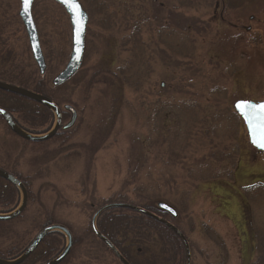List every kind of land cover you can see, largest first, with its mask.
<instances>
[{"label":"rangeland","instance_id":"obj_1","mask_svg":"<svg viewBox=\"0 0 264 264\" xmlns=\"http://www.w3.org/2000/svg\"><path fill=\"white\" fill-rule=\"evenodd\" d=\"M79 1L89 15L84 65L62 86L53 80L71 59L69 16L51 0L34 5L47 60L42 78L78 120L41 145L13 136L0 120V167L30 178L35 195L20 221L0 228V250L22 251L53 217L85 237L68 264H120L87 236L96 212L109 202L153 199L157 209L162 197L178 209L180 217L168 220L191 243V264L257 262L264 255V154L250 144L234 104L264 100V0H200L188 9L179 0ZM20 9V0H0V80L16 85L41 76ZM188 106L197 108L205 138L185 141L189 127L179 115ZM15 118L28 128L20 113ZM56 121L53 114L37 131ZM156 178L161 186L150 185ZM17 201L14 209L21 193ZM156 237L129 249L134 261L163 264Z\"/></svg>","mask_w":264,"mask_h":264},{"label":"trees","instance_id":"obj_2","mask_svg":"<svg viewBox=\"0 0 264 264\" xmlns=\"http://www.w3.org/2000/svg\"><path fill=\"white\" fill-rule=\"evenodd\" d=\"M199 1L200 0H179L180 2L179 6L183 9L184 8L188 9L193 6H196V4L199 3ZM191 31L193 30L189 27L187 32H191ZM19 86L52 99L49 95V90L46 89V81L44 80V78H42V76H40L39 78H34L33 80H31L30 84L20 83ZM0 107L8 111L11 109L15 111H19V113L22 115L21 118L22 123L28 125V128L22 125L19 120H16V122H18L28 131L34 134H42V132H38L37 130L46 127L48 124L51 123L53 118L52 112L47 107L38 105L23 97L15 96L5 92H0ZM189 108H191L190 111H186L185 107L181 108L180 110H183L184 116L181 117V115H179L180 123L183 126L189 127L188 136L185 139V141L187 140L190 141L189 138H191V136L192 137L201 136L200 138H202L204 137L202 135H205L204 127H202L201 129L200 119L197 113L195 112L197 111V108H193V107H189ZM68 133L69 132L66 131L63 134L67 135ZM56 139L57 137L51 139L49 142L55 141ZM24 142L27 144L30 143L27 141ZM47 143H41V144H47ZM180 149L182 150V148ZM199 150L201 151V149ZM183 161H186V159H183ZM15 176L26 187L28 193V205L25 211L19 217L10 221H0V228H4V229L10 227L11 225H13V223L20 221L28 211L30 207V203L33 202L35 199V195L33 193L32 186L29 181L31 179L27 178L29 180H26L25 178H22L18 175ZM214 178H216V176L210 177L208 179H214ZM168 180L170 181L173 180V176L172 178L168 176ZM150 185H156L157 187L161 186V181L159 180V178L158 179L156 178L153 184ZM19 194H20L19 190L13 184L5 182L4 180L0 179V214L10 213L14 210L16 206L15 204H17L16 201ZM158 199H159V203L163 202L174 208L173 204L165 201L162 197ZM153 200L144 202L142 205H138V207L149 210L150 212L156 214L161 218L168 219L169 215L167 213L161 212L150 205ZM112 203L114 202H109L105 205ZM179 217L180 215L178 212V218ZM178 218L174 219V221L177 220ZM170 222L174 224L184 234V232L175 223H173L172 221ZM56 224L65 226L73 234L72 228L70 226H68L65 223L57 221L53 217H49L45 225L41 226V228H45L47 226L56 225ZM97 226H98V230L109 241H111L115 245V247L122 253V255L128 260L130 264H138V263L134 261V259L132 258V254H130L129 249L135 248L139 243H146V242L149 244L152 243V241H154L153 238L154 236H157L156 241H158V243L156 245L161 247V254L163 256L161 259L163 260V264H186L187 255L181 239L169 228L165 227L159 222L143 214L125 209H112L104 212L99 217ZM87 236H93L94 238H96V236L92 231L91 226L89 227ZM63 239H64V235L59 232H55L48 235L41 243V245L38 247V249L35 251V253L31 256V258L24 264H37V263L46 264L54 260L62 253L63 249L61 248V245H64ZM73 239H74L73 249L69 257L66 259V261L63 264H68L74 257L75 250L85 242V237L79 238L73 235ZM189 245L191 248L192 245L190 242ZM25 249H23L20 252L17 251L18 253L17 252L15 253L16 250L15 248H10L8 250H0V259L7 261L14 260L18 258L25 251ZM157 261H158L157 259L153 258V260L148 261L147 264H157ZM253 264H264V255L260 253V258L258 259L257 262H254Z\"/></svg>","mask_w":264,"mask_h":264},{"label":"water","instance_id":"obj_3","mask_svg":"<svg viewBox=\"0 0 264 264\" xmlns=\"http://www.w3.org/2000/svg\"><path fill=\"white\" fill-rule=\"evenodd\" d=\"M35 1L36 0H21L20 17L24 23L29 38L32 54L39 68V72L40 74H44L46 70V63L40 47L37 28L35 26L32 17V6ZM54 1H56L59 5H61L69 15L72 26V33H73V48H72L71 59L68 65L66 66V68L53 81V84L55 86H59L65 84L69 79H71L79 71L82 65L84 52H85V35L88 25V15L83 10L82 5L77 0H54ZM0 90L29 99L38 104H41L47 107L48 109H50L51 111H53L57 116V123L55 128L48 134L38 137V136H31L30 134L24 132V130L21 129L14 122L11 115L5 110L0 108V115L4 118L8 127L14 134L29 142L42 143L51 140L59 133V130L61 129L62 126L61 112L60 109L50 99L30 91L20 89L18 87L7 85L2 82H0ZM65 109L69 110L72 113V117H71V121L62 128L63 131H67L72 127H74L78 119V114L73 107L66 106ZM234 110L245 123L250 144L259 152L264 153V101L255 103V102L240 100L235 103ZM0 179L13 184L22 192L23 195V202L19 209H17L15 212L11 214H7V215L0 214V221H10L19 217L25 211L28 204V193L24 185L18 178L1 169H0ZM158 208L171 214L173 217H177V212L165 203H160L158 205ZM112 209H127L143 214L172 230L181 239L185 247L186 255H187V264H191V252L188 242L184 237V235L172 224L156 216L155 214H153L148 210L136 207L131 204H124V203L110 204L108 206L101 208L96 213L92 222V228L94 234L111 250V252L116 256V258L122 264H130V263L122 256V254L118 251V249L98 231L96 226V221L98 217L102 215L104 212ZM57 231L64 233L68 237V245L59 257H57L56 259H54L53 261L47 264L63 263L71 253L74 244L73 237L71 232L66 227L62 225H53L43 229L33 240L31 245L28 247V249L20 258L14 261H6L0 259V264H22L28 258H30V256L40 246L41 242L49 234Z\"/></svg>","mask_w":264,"mask_h":264},{"label":"flooded vegetation","instance_id":"obj_4","mask_svg":"<svg viewBox=\"0 0 264 264\" xmlns=\"http://www.w3.org/2000/svg\"><path fill=\"white\" fill-rule=\"evenodd\" d=\"M36 1H38V0H36ZM36 1L34 2V4H33V6H32V17H33V20H34V23H35V19H34V15H33V9H34V5H35V3H36ZM52 1V0H51ZM52 2H54L55 4H57L55 1H52ZM20 3H21V0H20ZM58 5V4H57ZM60 6V5H59ZM61 7V6H60ZM62 8V7H61ZM21 10V9H20ZM19 17H20V12H19ZM262 18H264V13H262V16H261ZM20 19H21V17H20ZM250 20L251 21H253L254 20V17H251L250 18ZM35 25H36V23H35ZM36 27H37V25H36ZM234 28H236V27H234ZM240 29H242V30H245V32H248V33H251L252 32V28L251 27H248V28H243V26H241V28ZM43 51V50H42ZM44 56V60H45V63H46V70H47V60H46V56L45 55H43ZM46 70H45V73H44V75L46 74ZM44 75L42 76V77H44ZM59 75V74H58ZM0 81H4L5 82V80H0ZM30 83V82H29ZM19 86V85H18ZM49 84H48V82H46V89H48L49 90ZM0 92H3V91H1L0 90ZM60 110H61V115H62V117H63V122H64V119H65V116L66 115H69V116H71V112L69 111V110H66L65 108H63V109H61L60 108ZM7 112H9L10 114H11V116L13 117V119L14 120H19L18 118H15V114L16 115H18L19 114V111H15V110H13V109H11V110H6ZM3 122H4V120L3 119H1ZM4 124L6 125V123L4 122ZM7 127V126H6ZM8 128V127H7ZM44 241V240H43ZM42 241V242H43ZM41 242V243H42ZM38 249V248H37ZM36 249V250H37ZM35 253V252H34ZM33 253V254H34ZM32 254V255H33ZM31 255V256H32ZM31 256H30V258H31ZM30 258H28L25 262H27ZM66 261V260H65ZM64 261V262H65ZM25 262H23L22 264H24ZM63 262V263H64ZM62 263V264H63Z\"/></svg>","mask_w":264,"mask_h":264}]
</instances>
